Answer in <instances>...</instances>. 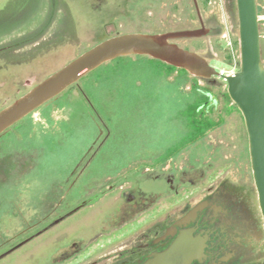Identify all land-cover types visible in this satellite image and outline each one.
<instances>
[{"label": "rangeland", "instance_id": "obj_1", "mask_svg": "<svg viewBox=\"0 0 264 264\" xmlns=\"http://www.w3.org/2000/svg\"><path fill=\"white\" fill-rule=\"evenodd\" d=\"M200 2L211 29L174 42L231 74L239 68L235 0ZM256 6L264 64V0ZM198 25L191 0H0V109L109 36ZM118 65L112 74L103 71L108 78L90 86L89 97H78L83 80L53 98L52 124L38 108L27 115L30 135L60 133L69 111L56 103L78 97L71 102L68 125L75 140H60L58 147L46 141L41 152L29 148L37 144L30 139L0 140V264H90L134 237L138 228L121 233L130 227L126 223L145 217L154 200L169 192L165 179L172 173L156 170L152 161L182 134L181 103L167 83L177 72H160L158 63L144 59ZM189 77L183 91L190 90L193 78L211 87L217 95L213 116L219 114L222 122L178 152L179 182L173 186L202 188L223 177L251 184L243 118L222 97L226 82ZM84 99L90 130L84 126L90 120ZM8 131L17 138L23 129L11 126L1 135Z\"/></svg>", "mask_w": 264, "mask_h": 264}, {"label": "flooded vegetation", "instance_id": "obj_2", "mask_svg": "<svg viewBox=\"0 0 264 264\" xmlns=\"http://www.w3.org/2000/svg\"><path fill=\"white\" fill-rule=\"evenodd\" d=\"M196 2L199 10L201 2ZM194 11L197 28L202 21L209 31L212 19L202 17L200 10L199 19L195 6ZM174 158L160 162L159 154L152 161L156 170L172 173L165 179L169 192L154 200L145 217L127 222L130 227L121 231L138 228V233L90 264H264V228L252 176L245 187L227 177L202 188L185 182L173 186L179 182ZM165 252L166 261L159 259Z\"/></svg>", "mask_w": 264, "mask_h": 264}, {"label": "water", "instance_id": "obj_3", "mask_svg": "<svg viewBox=\"0 0 264 264\" xmlns=\"http://www.w3.org/2000/svg\"><path fill=\"white\" fill-rule=\"evenodd\" d=\"M193 3L201 19L196 0ZM235 8L239 43L237 71L224 74L201 54L174 42L179 38L205 35L208 28L204 27L201 20V27L195 29L117 33L83 51L0 109V135L87 73L118 57L144 55L181 68L195 77L222 78L226 82V92L231 102L243 118L251 176L264 228V64L261 59L256 0H235ZM158 258L166 261L168 252Z\"/></svg>", "mask_w": 264, "mask_h": 264}, {"label": "trees", "instance_id": "obj_4", "mask_svg": "<svg viewBox=\"0 0 264 264\" xmlns=\"http://www.w3.org/2000/svg\"><path fill=\"white\" fill-rule=\"evenodd\" d=\"M135 59H131L129 56H122L118 57V60H111L107 63H104L97 67L96 69L92 70L91 72L87 73L85 76H83L79 81H83L81 87L78 89L79 94L78 97H84L83 95L88 96L89 90H91L90 86H93L94 84H99L102 82V79H107L108 76H103L104 72H109L112 74L116 67H118V63H122L124 60L128 61H138V60H146L151 61L159 64L160 72L165 71L166 73H172L177 72V77L175 80L167 82L173 87V92L176 95V100L178 99L181 103L180 105V113L182 114L181 117V125L183 126V129L181 130L182 134L178 139L175 140L171 145H167L163 152L160 154L161 160L160 162L165 161L169 156H176L178 152H180L181 149H183L186 145L194 143L202 138H204L209 131L214 129L217 125H219L220 122H222V117L217 114V117L215 118L213 116V110H215L216 104V92L213 93L211 87L207 86H199L197 85V81L195 78H193V85L191 86L189 91H183L182 86L184 83L188 82L190 79L189 74L181 69L176 68L174 66L168 65L164 62H161L159 60L150 58L148 56L144 55H135ZM118 65V66H117ZM109 69V70H108ZM102 70V74H99V72ZM108 74V73H107ZM160 74V73H159ZM94 77V81H88L90 78ZM88 82V83H87ZM66 92H68V89L61 93V97L65 96ZM85 93V94H84ZM78 97L66 99V101L62 103H56L59 105V107H66L68 109V116L64 121H61L60 123V133L56 132H45L43 134H29V121L27 116L18 121L16 124H14L12 127L20 126L23 131L21 134L17 135V138L14 137L12 133L9 131L4 133L3 135H0V140L3 141L5 139H14L15 141L19 142V144H22V141H25L27 139H30L33 141L34 146H30L29 148H36L39 149L41 152L42 149L45 147V143L48 141L50 142V145L53 144V146L58 147L59 141H67L69 139L75 140L77 136H75V133L73 130H70L68 125L71 124L72 121V105L71 102L73 100L78 99ZM89 97V96H88ZM222 97L226 100V102L229 104L231 103V100L227 94V92H224L222 94ZM56 98V97H55ZM85 100V99H84ZM53 99L45 103L44 105L40 106L38 109L41 111V114L44 119L49 124H52V119L50 118V112L53 109L51 102ZM86 101V100H85ZM234 109L237 110V107L234 104H231ZM86 107V115L89 117L90 120L86 119V122L84 124L85 127L89 128L93 126V121L90 115V105L89 101L85 102ZM73 135L75 136L73 138ZM71 139V140H72ZM36 140V141H35ZM47 141V142H46ZM49 145V144H48ZM22 147V146H21ZM25 148V147H23Z\"/></svg>", "mask_w": 264, "mask_h": 264}]
</instances>
